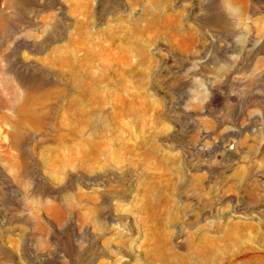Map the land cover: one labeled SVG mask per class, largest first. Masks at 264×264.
<instances>
[{
	"label": "rangeland",
	"instance_id": "374dc122",
	"mask_svg": "<svg viewBox=\"0 0 264 264\" xmlns=\"http://www.w3.org/2000/svg\"><path fill=\"white\" fill-rule=\"evenodd\" d=\"M0 264H264V0H0Z\"/></svg>",
	"mask_w": 264,
	"mask_h": 264
}]
</instances>
